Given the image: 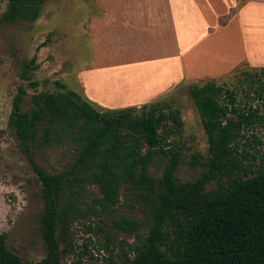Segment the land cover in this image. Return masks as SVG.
<instances>
[{
	"label": "trees",
	"instance_id": "16d2710c",
	"mask_svg": "<svg viewBox=\"0 0 264 264\" xmlns=\"http://www.w3.org/2000/svg\"><path fill=\"white\" fill-rule=\"evenodd\" d=\"M44 1L7 0L0 21L33 22ZM35 69V57L21 65L18 77L25 86L15 89L7 127L40 185L45 256L34 263L21 261L0 233V264H62V253L72 248L70 222L77 216L108 213L118 203L121 188L144 206L149 226L141 239L126 245L128 252L119 264H264V168L247 171L240 145L248 141L245 129L264 124V108L260 113L243 111L233 91L212 82L190 85L206 149L205 155L192 153L188 160L189 166L200 167L198 176L180 182L175 172L182 160L175 139L182 120L170 103L158 100L102 112L57 81L54 91H38V82L30 78ZM258 71L262 79L256 74L246 77L250 85L259 83L257 98L264 103V69ZM26 89L32 94L23 111ZM250 139L259 142L252 135ZM52 140L70 144L72 160L62 171L49 174L31 158L35 147ZM151 166L159 168V176L149 174ZM84 182L94 185L99 197L83 211L70 203L60 207ZM131 223L121 217L113 227L130 231Z\"/></svg>",
	"mask_w": 264,
	"mask_h": 264
},
{
	"label": "rangeland",
	"instance_id": "374dc122",
	"mask_svg": "<svg viewBox=\"0 0 264 264\" xmlns=\"http://www.w3.org/2000/svg\"><path fill=\"white\" fill-rule=\"evenodd\" d=\"M6 3L7 0H0V16L6 8ZM98 7L96 0H46L40 7L39 17L33 22L8 24L0 21V233H5L7 249L26 263L42 259L45 256V247L40 237L39 220L43 212L40 185L30 164L17 149L12 133L7 127L15 89L19 85L25 86V82L20 80L18 75L22 63L35 57L36 69L30 73V78L38 82V91H54L53 83L57 81L64 85L65 90L81 95L96 110L105 112L128 108L122 105L123 103L115 104L113 108L101 107L79 89L82 86L76 72L82 65L90 63L92 48L88 26L90 18L101 14L102 10ZM260 36L264 42V35ZM219 37L222 39L223 35L220 33ZM243 37H226L225 42L243 44L246 40H243ZM254 41L258 43L257 39ZM194 46L198 50L197 41ZM249 47L250 45L246 44L245 50ZM254 49L255 47H252L249 52ZM256 54L258 57L255 56L252 61L245 60L220 75L205 74L203 78L178 82L162 97L150 102L166 101L180 113L182 132L175 139L182 160L175 172V177L180 182L191 181L198 176L200 167L189 166L188 160L192 153L205 155L206 149V138L187 88L192 84L212 82L233 91L239 109H257L260 113L264 103L257 98L259 83L254 81L250 85L246 77L248 74H256L260 79L263 78L258 70L264 69V47L262 46ZM31 94L32 91L26 89L23 111L29 108ZM130 107L134 108L135 105ZM263 132V123H255L243 132L248 141L244 143L241 140L240 145L243 144V163L248 166L247 171L264 168ZM251 135L259 142L251 140ZM33 153L32 161L49 174L62 171L72 160V146L64 141L56 143L52 140L50 145L41 144L33 149ZM149 174L159 176L160 170L157 166H151ZM98 197L97 188L84 182L66 195L60 207L64 203H70L83 211ZM145 212L140 201L126 188H121L118 203L111 211L101 217L91 214L77 216L70 222L68 238L72 248H67L62 253L61 263L119 264L122 254L128 252L126 245L146 234L149 220ZM121 217L132 222L133 230L113 227V221H118ZM104 246L108 248L104 249ZM59 247L62 248L63 243H60ZM108 258L111 263L107 262Z\"/></svg>",
	"mask_w": 264,
	"mask_h": 264
},
{
	"label": "crops",
	"instance_id": "0c3cea01",
	"mask_svg": "<svg viewBox=\"0 0 264 264\" xmlns=\"http://www.w3.org/2000/svg\"><path fill=\"white\" fill-rule=\"evenodd\" d=\"M96 4L102 12L89 20L92 56L76 77L80 92L104 108L150 103L178 82L220 75L252 61L264 47L260 36L264 0H96ZM242 35L243 44L225 42L226 37ZM128 99L132 101L123 102Z\"/></svg>",
	"mask_w": 264,
	"mask_h": 264
}]
</instances>
